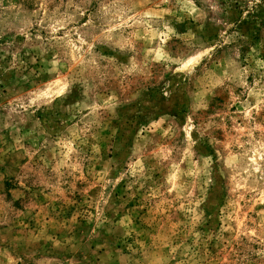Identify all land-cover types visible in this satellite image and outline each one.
I'll use <instances>...</instances> for the list:
<instances>
[{
  "label": "rangeland",
  "instance_id": "1",
  "mask_svg": "<svg viewBox=\"0 0 264 264\" xmlns=\"http://www.w3.org/2000/svg\"><path fill=\"white\" fill-rule=\"evenodd\" d=\"M0 264H264V0H0Z\"/></svg>",
  "mask_w": 264,
  "mask_h": 264
}]
</instances>
